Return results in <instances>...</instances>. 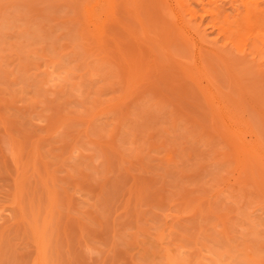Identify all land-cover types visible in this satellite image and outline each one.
I'll return each instance as SVG.
<instances>
[{
	"label": "rangeland",
	"instance_id": "374dc122",
	"mask_svg": "<svg viewBox=\"0 0 264 264\" xmlns=\"http://www.w3.org/2000/svg\"><path fill=\"white\" fill-rule=\"evenodd\" d=\"M0 264H264V0H0Z\"/></svg>",
	"mask_w": 264,
	"mask_h": 264
},
{
	"label": "bare ground",
	"instance_id": "6f19581e",
	"mask_svg": "<svg viewBox=\"0 0 264 264\" xmlns=\"http://www.w3.org/2000/svg\"><path fill=\"white\" fill-rule=\"evenodd\" d=\"M233 17V16H232Z\"/></svg>",
	"mask_w": 264,
	"mask_h": 264
}]
</instances>
